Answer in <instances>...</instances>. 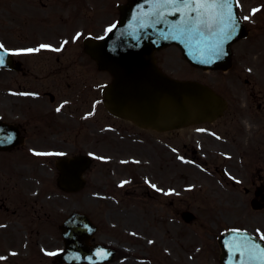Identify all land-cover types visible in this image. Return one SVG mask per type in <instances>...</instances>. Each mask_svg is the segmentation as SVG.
I'll list each match as a JSON object with an SVG mask.
<instances>
[{
	"label": "flooded vegetation",
	"instance_id": "1",
	"mask_svg": "<svg viewBox=\"0 0 264 264\" xmlns=\"http://www.w3.org/2000/svg\"><path fill=\"white\" fill-rule=\"evenodd\" d=\"M125 2L0 0V44L8 52L0 66V257L18 255L15 264H64L56 258L61 227L74 212L97 226L92 244L110 247L104 221L135 229L137 211L140 230L197 223L183 208L191 203L182 197L190 186L181 181L182 165L209 182L206 255H221L218 238L229 229L264 237V0H239L248 35L221 86L222 115L167 131L110 113L103 87L111 75L85 49L87 38L116 23ZM41 45L51 48L25 51ZM76 156L89 164L82 186L67 192L57 183L58 161ZM73 196L81 202L70 206Z\"/></svg>",
	"mask_w": 264,
	"mask_h": 264
},
{
	"label": "water",
	"instance_id": "2",
	"mask_svg": "<svg viewBox=\"0 0 264 264\" xmlns=\"http://www.w3.org/2000/svg\"><path fill=\"white\" fill-rule=\"evenodd\" d=\"M200 2L202 0H197ZM227 3L230 8L215 9V22L210 28L197 23L209 17H199L183 8V0H176L175 4L167 0H128L121 6L115 27L100 40L87 43L88 52L113 74L112 82L104 90L108 109L141 125L163 129L183 126L196 116L197 120L205 121L220 114L223 102L211 88L164 75L155 66L153 53L176 44L193 65L203 69H227L230 44L246 31L236 11V0H227ZM217 45L222 50L218 56L215 54ZM76 160L71 159L70 163ZM73 181L60 180V183ZM68 221L63 231L64 252L69 255H60L62 260L100 264L112 258L113 255H103L104 252L110 254V250L87 244L92 229L87 219L80 226L70 224L72 218ZM220 243L224 253L220 257L222 264H264V243L259 239L232 232L220 238Z\"/></svg>",
	"mask_w": 264,
	"mask_h": 264
},
{
	"label": "rangeland",
	"instance_id": "3",
	"mask_svg": "<svg viewBox=\"0 0 264 264\" xmlns=\"http://www.w3.org/2000/svg\"><path fill=\"white\" fill-rule=\"evenodd\" d=\"M245 44V41H241L234 45V59H241L240 56L244 53ZM157 57L164 65L165 70L171 75L203 80L212 83L219 91H221L225 75H228L220 72L203 71L191 66L176 46H170L159 51ZM251 61L252 59H249V62ZM250 74L246 73V75ZM258 74L264 75V68ZM182 172L181 181L190 185L188 192L182 194V197L191 203L190 206L186 205L183 208L188 207L197 215V223L190 226L180 223L182 224L181 227L178 226L175 229L171 226L170 228L157 226L152 230L150 229L152 224H150L149 226L143 225L141 231L143 218L138 211L135 217V229L132 228L133 225L130 222L127 223V227H122L121 223L110 226L104 221L103 231L107 234L105 240L117 249L114 261L108 264H157L155 262L157 257H165L176 264H219L218 255H206L208 251L206 220L209 216L208 197H210L207 176L198 170L188 169V165H182ZM184 184L182 183V185ZM80 202L79 196L72 197L68 201L70 206ZM145 213L148 214V219L151 220L154 214L153 209L148 206L145 208ZM184 228L190 229L193 233L186 236ZM131 230H134L135 234H131ZM148 242L151 245H148ZM202 252L205 254H202ZM3 257L6 258L0 259V264H15L18 255H2ZM145 259L150 261H144ZM29 263V259L21 262V264Z\"/></svg>",
	"mask_w": 264,
	"mask_h": 264
},
{
	"label": "snow or ice",
	"instance_id": "4",
	"mask_svg": "<svg viewBox=\"0 0 264 264\" xmlns=\"http://www.w3.org/2000/svg\"><path fill=\"white\" fill-rule=\"evenodd\" d=\"M167 2L169 3H176V0H167ZM180 5H177V7H179ZM183 8L185 9H190L192 12H195L197 14V16L199 17H203V16H208L209 19L208 20H199L197 21V23H202L204 24L206 27H211V24L215 22V17L213 16V13L215 11V9L217 7L223 9V8H230V5L227 3V0H224L223 3H219L218 0H202V2L197 3V0H183V4H182ZM255 11L257 10H253V12L255 13ZM229 19H232V15L229 12ZM230 26V25H228ZM223 31V29L221 30ZM79 35V34H77ZM230 38V37H229ZM4 48L3 44H0V49ZM41 48H51L50 45H41L40 48L37 49H27L25 51L31 53L33 51L35 52H39ZM55 50V49H53ZM221 49L219 48V46L217 45L215 47V54L218 56L219 54H221ZM4 63V58L3 56H0V64ZM60 109L58 108L57 111H59ZM155 187V186H153ZM261 239H264V237H261ZM0 259H3L2 257H0Z\"/></svg>",
	"mask_w": 264,
	"mask_h": 264
}]
</instances>
